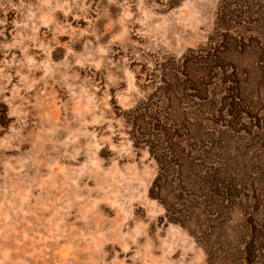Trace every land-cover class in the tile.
Listing matches in <instances>:
<instances>
[{
	"label": "rangeland",
	"instance_id": "1",
	"mask_svg": "<svg viewBox=\"0 0 264 264\" xmlns=\"http://www.w3.org/2000/svg\"><path fill=\"white\" fill-rule=\"evenodd\" d=\"M0 264H264V0H0Z\"/></svg>",
	"mask_w": 264,
	"mask_h": 264
},
{
	"label": "trees",
	"instance_id": "2",
	"mask_svg": "<svg viewBox=\"0 0 264 264\" xmlns=\"http://www.w3.org/2000/svg\"><path fill=\"white\" fill-rule=\"evenodd\" d=\"M248 104V103H246ZM238 112H240V107L237 109ZM208 183H210V185L215 187L216 192H214V194L216 196H219L220 198L224 199L226 202H229L230 197L232 196V191L233 189H229V192H224V188H231L232 185H234V180L233 178H229V175L225 173V171L223 172H219L217 174H214L212 176H210V179L208 181ZM224 193H226V196H220L223 195ZM233 199V198H231ZM224 202V201H223ZM222 206V205H221ZM253 237H255V241H261L263 239V237L261 238V240L258 237V231L256 230V228L253 229Z\"/></svg>",
	"mask_w": 264,
	"mask_h": 264
}]
</instances>
